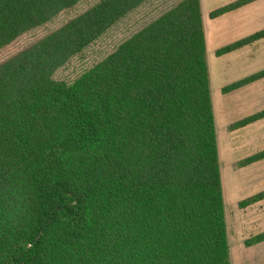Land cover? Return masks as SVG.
Here are the masks:
<instances>
[{
	"label": "trees",
	"instance_id": "1",
	"mask_svg": "<svg viewBox=\"0 0 264 264\" xmlns=\"http://www.w3.org/2000/svg\"><path fill=\"white\" fill-rule=\"evenodd\" d=\"M80 1L0 0V49ZM148 1L96 0L0 62V264H230L200 0L177 1L71 82L54 77ZM263 38L261 28L215 54ZM263 78L261 68L221 91ZM261 119L264 108L230 128ZM262 159L264 149L239 164ZM262 241L264 231L244 245Z\"/></svg>",
	"mask_w": 264,
	"mask_h": 264
},
{
	"label": "rangeland",
	"instance_id": "2",
	"mask_svg": "<svg viewBox=\"0 0 264 264\" xmlns=\"http://www.w3.org/2000/svg\"><path fill=\"white\" fill-rule=\"evenodd\" d=\"M95 1L82 0L75 7L61 12L50 23L18 37L0 49V62ZM177 1L149 0L72 57L55 72L54 77L71 82ZM229 1L232 0H200L229 259L230 264H264V241L244 245L246 238L264 231V199L243 208L238 204L264 189V159L244 166L239 164L245 157L264 149V119L242 128H230L232 122L264 108V78L229 93L221 91L224 85L264 68V38L220 56L215 54L221 46L264 28V0H257L214 19L209 17L212 9Z\"/></svg>",
	"mask_w": 264,
	"mask_h": 264
}]
</instances>
